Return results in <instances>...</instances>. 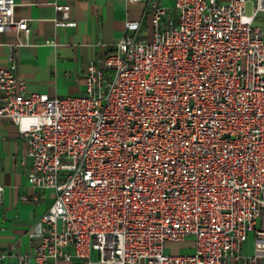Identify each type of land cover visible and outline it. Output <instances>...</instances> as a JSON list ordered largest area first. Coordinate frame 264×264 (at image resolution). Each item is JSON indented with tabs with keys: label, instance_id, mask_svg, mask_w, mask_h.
Listing matches in <instances>:
<instances>
[{
	"label": "built area",
	"instance_id": "2783aa9c",
	"mask_svg": "<svg viewBox=\"0 0 264 264\" xmlns=\"http://www.w3.org/2000/svg\"><path fill=\"white\" fill-rule=\"evenodd\" d=\"M16 6L0 0V32L28 36ZM146 6L151 36L127 22L80 95L28 92L15 61L0 68V116L27 142L29 181L56 192L17 264H263L264 0ZM55 9L57 26L77 25L70 4ZM189 237L192 253L166 252Z\"/></svg>",
	"mask_w": 264,
	"mask_h": 264
},
{
	"label": "crops",
	"instance_id": "0c3cea01",
	"mask_svg": "<svg viewBox=\"0 0 264 264\" xmlns=\"http://www.w3.org/2000/svg\"><path fill=\"white\" fill-rule=\"evenodd\" d=\"M155 1L167 6L174 3V0ZM56 2L71 5L70 16L76 26L56 25V19L62 17V12L55 9ZM148 2L17 0L15 17L27 19L31 30L28 36L15 28L0 32V68L15 61L18 75L27 81L28 92L51 97L80 95L85 91L89 63L104 57L127 34V22L141 21L140 34L151 36ZM252 9L250 3L248 13ZM255 23L264 27V11L257 15ZM26 150L27 142L19 126L0 116V253H9L0 264H17L18 255L41 240L40 235L32 234L38 233L41 217L56 198L54 190L30 183L28 169L32 159L26 157ZM252 249L249 243L243 251L249 253ZM56 264H78V259L60 258Z\"/></svg>",
	"mask_w": 264,
	"mask_h": 264
},
{
	"label": "rangeland",
	"instance_id": "374dc122",
	"mask_svg": "<svg viewBox=\"0 0 264 264\" xmlns=\"http://www.w3.org/2000/svg\"><path fill=\"white\" fill-rule=\"evenodd\" d=\"M249 243L253 244V236L249 238L246 245ZM193 240L192 238H187L185 241L175 242V241H168L166 243V252H180L182 254H189L193 252Z\"/></svg>",
	"mask_w": 264,
	"mask_h": 264
}]
</instances>
